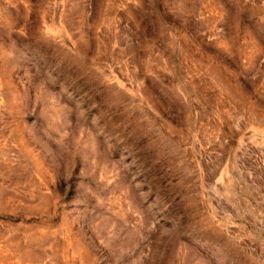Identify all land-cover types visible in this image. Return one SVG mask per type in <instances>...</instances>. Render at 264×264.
Segmentation results:
<instances>
[{
	"label": "rangeland",
	"instance_id": "rangeland-1",
	"mask_svg": "<svg viewBox=\"0 0 264 264\" xmlns=\"http://www.w3.org/2000/svg\"><path fill=\"white\" fill-rule=\"evenodd\" d=\"M0 264H264V0H0Z\"/></svg>",
	"mask_w": 264,
	"mask_h": 264
}]
</instances>
